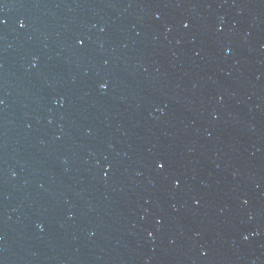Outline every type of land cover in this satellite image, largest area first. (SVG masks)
Listing matches in <instances>:
<instances>
[{
  "label": "water",
  "instance_id": "95a60500",
  "mask_svg": "<svg viewBox=\"0 0 264 264\" xmlns=\"http://www.w3.org/2000/svg\"><path fill=\"white\" fill-rule=\"evenodd\" d=\"M0 264H264V31L0 112Z\"/></svg>",
  "mask_w": 264,
  "mask_h": 264
}]
</instances>
